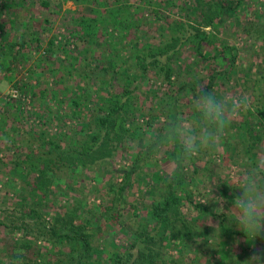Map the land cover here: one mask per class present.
<instances>
[{"label":"trees","instance_id":"obj_1","mask_svg":"<svg viewBox=\"0 0 264 264\" xmlns=\"http://www.w3.org/2000/svg\"><path fill=\"white\" fill-rule=\"evenodd\" d=\"M66 1L68 0L58 2V7ZM76 1L81 2V0ZM122 1L94 0L93 8L87 11L88 13L79 12L73 23L72 34L84 47L75 54L68 48L62 49L50 40L44 50L45 56L40 57L39 64L35 68L38 70L40 65L51 64L50 60L56 59L60 51L64 53L63 56L57 57V60L62 59L58 65L59 69L53 67L47 79L54 77L56 85L65 83L64 94L70 96L73 118L79 124L82 125V112L86 104L91 103L96 114L92 117L94 126L91 129L80 126L81 130L74 131L71 136L55 134L50 138L39 136L32 127L18 129L17 135L24 140V149L14 143L9 150L16 151L15 153L20 157L15 163V171L28 185L24 193L18 196L20 207L18 209L24 218L41 221L42 213L39 208L42 207V203L49 204L54 198L56 180H65L70 173H76L78 170L92 173L95 166L111 165L120 152H130V148L135 146L134 140L143 133V128L137 124L135 116L139 113L145 118L146 114L140 107L141 99L137 92L150 71H157L158 76L169 83L180 76L189 77L175 96H169L171 111L166 110L165 115L173 120L178 114H184L179 108V100L183 93L190 97L191 102V98L201 89L212 92L219 84L220 78L225 79L236 73L240 58L238 48L219 38V33L228 20L232 17L236 19L240 17L241 9L246 7L244 0H191L192 3H189L193 6L191 12L195 13L193 19L190 17L185 21V19L165 18L163 22H159L162 17L159 12L157 18L159 24H155L154 28L144 24V18L139 12L142 7L129 3L123 5ZM0 4L2 5L0 15L9 12L7 20L0 16V73L15 78L19 67L28 62L27 54L31 41L37 38V42H40L38 35L41 36L49 31L47 28L50 24L49 16L53 13V2L0 0ZM19 7L29 8L33 16H27L23 24H20L19 19L12 18L15 16L12 15V11ZM97 7L100 8V12ZM48 11L49 14H45ZM36 23L40 27L43 26L42 33L35 30ZM203 29H211V31L206 32ZM154 33L159 34V37ZM187 48L193 50L194 59H198L199 62L207 60L214 62V75L209 76L207 83L198 79L195 66L199 63L195 60L190 64L186 62L188 64H184L185 68L181 67L183 61L180 59ZM20 61L24 62L23 65ZM177 65L179 70L176 68ZM35 69L29 72L31 79L36 73ZM71 79L74 82H71ZM196 79L200 82H194ZM68 82L69 85L66 84ZM75 82L76 84H73ZM262 84L264 85V68L256 76L252 90L254 111L249 112L251 115L255 113L258 119L264 121ZM47 90L49 89H39L40 93L34 94V97H47ZM56 90L52 89V92ZM14 102L16 100L10 98L11 104L8 102L6 105L10 106ZM159 106L160 104H157L155 107ZM157 117L154 114L150 117L151 121L147 122L150 128ZM242 125L246 134L242 151L246 159L254 163L257 158L254 152L255 145L258 142L255 143L253 138L259 141L260 137L254 133V127L247 123ZM140 137L142 138L143 134ZM22 150L24 155L20 152ZM144 151L146 152V150L140 151L134 169L127 174L130 180H126L122 186L120 199H123V202L125 199L122 196L127 187L131 185L133 177L140 174L139 171L144 168L147 157L150 156V154L143 156ZM167 153L168 160L175 157L174 150ZM183 167L176 168L177 170L171 175L170 183L166 182L168 179L163 180L166 193L143 208L154 224L150 225L146 219L137 216L144 221L143 227H139L135 239L130 240L129 246L124 248L118 246L112 250L95 248L94 242L99 239V232L102 231L101 224L84 223L79 208L72 207L63 212H56L53 225L45 229L53 247L48 249L51 260L47 264H170L162 256L161 247L167 237L172 241H181L189 237L182 200L188 197L191 203H195L185 190ZM116 200L115 194L110 206H114ZM29 201L32 203L26 206L25 203ZM192 205L201 214L205 212L210 216L215 215L209 213L201 204ZM124 212V210L107 208L103 217L106 218L111 214L110 217L122 223L125 218ZM224 220L220 227L222 237L231 239V236H244L240 231L233 230ZM6 227L9 228L7 225ZM22 250H26L27 254H23ZM11 253L14 256L20 253L24 264H42L37 258L29 256L33 255L29 241L14 242ZM53 259H56L55 263L52 262ZM0 264L7 263L1 260Z\"/></svg>","mask_w":264,"mask_h":264},{"label":"rangeland","instance_id":"obj_2","mask_svg":"<svg viewBox=\"0 0 264 264\" xmlns=\"http://www.w3.org/2000/svg\"><path fill=\"white\" fill-rule=\"evenodd\" d=\"M61 1L51 0L53 13L49 16L50 24L47 28L49 31L44 33V36L38 35L40 42H37V38L31 41V47H28V62L23 65L24 62L20 61L23 66L19 67L18 75L12 78L5 73H0V262L2 260L7 264H10L14 256L11 253L14 242L25 240L31 243V254L33 255L29 256L37 258L42 264H47L51 260L48 249L52 246L45 229L53 225L56 212H63L72 207L80 209L84 223L101 224L102 231L99 232V239L94 242L95 248L112 250L117 246L121 248L129 246V241L134 240L136 233L143 227L144 221L141 218L146 219L150 225L154 224L143 208L166 193L163 180L168 179L166 182L170 183L171 175L177 170L172 163L174 158L168 160L166 157L171 149L165 150L160 155L152 154L150 150L144 149L140 135L150 129L147 122L151 121L150 117L153 114L158 116L155 119L157 122L161 116H166V110L171 111L168 103L169 96H175L184 87L189 77L180 76V79L175 78L172 83H169L163 77L158 76L157 71H150L137 92L141 99L140 107L146 114L145 118L139 113L135 116L137 124L143 128V133L134 140L135 146L130 148V152H120L111 165L95 166L92 173L78 170L76 173H70L65 180H56L55 196L52 201L46 205L42 203L41 208L38 206L39 203L37 204L42 213L41 221L37 222L29 217H23L18 209L20 208L18 196L24 193L28 185L15 171V163L20 160V157L17 156L16 151L9 150L14 143L24 149V140L17 135L18 129L32 127L39 136L51 138L55 134L71 136L75 133L74 131L81 130L80 126L90 129L94 126L92 117L96 114V110L93 109L92 104H86L83 108L82 125L79 124L73 118L70 96L67 97L64 94L65 83L56 85L54 77L47 79L53 67L59 69L58 65L62 59L57 60V57L63 56L64 53L60 51L56 59L50 60L51 64H43L38 70L35 69L40 57L45 56L44 50L50 40L62 49L68 48L75 54L84 47L72 34L73 23L79 12H87L93 8L94 0H81V2L68 0L58 7L57 3ZM121 3L142 7L139 12L147 27L154 28L155 24L163 22L165 18L187 21L188 18L193 19L192 16H195V13L191 12L193 6L189 5L192 3L191 0H123ZM244 3L246 7L241 9L240 17L238 19L232 17L228 20L219 33V38L238 48L239 65L233 76L220 78L219 84L212 91L218 94H246L251 98V104L233 120L214 148L202 151L183 165L185 190L190 197L192 196L195 203H191L188 197L182 200L183 213L187 218V230L190 232L189 237L181 241H172L170 237H167L161 247L162 256L170 264H242L254 252L264 251V236L257 237L253 247V243L244 242V236H231V239H227L222 237L220 232L224 217L226 218L225 223L238 231L235 222H229L226 212L232 205L233 193L238 194L239 192L238 189L229 185L233 181V173L246 169L249 164L242 151L246 136L242 123L254 127V133L260 137L259 141L253 138L255 143L258 142L254 151L256 156L264 154V121L258 119L255 113L252 115L249 113L251 110L254 111L252 90L255 79L264 68V0H244ZM96 9L100 12V8ZM158 13L162 14L159 22ZM7 14L9 12H4L0 16L7 20ZM13 14L15 16L12 18L19 19L20 24L24 23L27 16H31L29 8L21 7L15 8L12 11ZM42 27L38 23L34 26L35 30L41 33L44 31ZM203 30L211 31V29ZM154 35L159 37L157 33ZM180 60L183 61L181 67H184L186 62L199 63L195 66V71L198 73V79L204 80L205 83L209 76L214 75V62L210 60L199 62L198 59H194L191 48L185 50ZM176 68L180 69L178 65ZM32 69H35L36 73L31 79L29 72ZM40 74L43 77L39 76ZM71 82L74 80L71 79ZM194 82L200 81L196 79ZM30 84L31 86H28ZM66 84L69 85L70 82ZM38 88L40 90L49 89L47 97L35 98L34 94L40 93ZM261 88L264 90L263 84ZM52 89L57 90L52 92ZM10 98H14L16 102L8 106L6 103L11 104ZM157 104L160 106L155 107ZM179 108L184 114H189L190 97L184 93L179 100ZM141 150H146L143 156L146 154L150 156L147 157L144 168L139 171L140 174L135 175L131 185L127 187L128 189L122 196L125 199L123 202V199H120L122 186L126 180H130L127 174L134 169L135 161ZM20 152L24 155L23 150ZM115 194L117 200L114 206H110ZM219 197L223 198L222 206L225 214H218L219 211H223L222 209L216 210L221 207ZM31 203L29 201L25 204L28 206ZM192 204H201L209 213L215 215L210 216L205 212L201 214L194 209ZM107 208L124 210L123 222L118 223L110 217L112 212L104 218ZM237 242H239L238 245ZM7 248L11 249L7 250ZM22 251L23 254H27L26 250ZM55 261L56 259H53L52 262L55 263Z\"/></svg>","mask_w":264,"mask_h":264},{"label":"clouds","instance_id":"obj_3","mask_svg":"<svg viewBox=\"0 0 264 264\" xmlns=\"http://www.w3.org/2000/svg\"><path fill=\"white\" fill-rule=\"evenodd\" d=\"M250 104L251 98L246 94H218L201 89L191 98L189 114H178L174 120L161 116L144 132V149L156 155L174 150L172 163L179 168L202 151L214 148L233 120ZM233 177L229 185L239 192L233 193L232 205L226 213L229 222H235L237 230L244 234V242L253 243L254 247L256 238L264 236V154L258 155L254 163L250 161L246 169L234 172ZM219 198L221 207L216 210L222 209L218 214H225L223 198ZM10 264H24L22 255L17 253ZM242 264H264V251L254 252Z\"/></svg>","mask_w":264,"mask_h":264}]
</instances>
